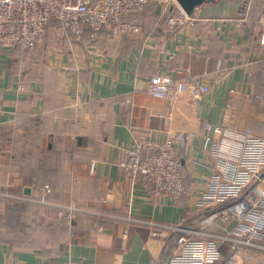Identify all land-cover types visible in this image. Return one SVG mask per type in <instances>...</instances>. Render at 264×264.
I'll return each instance as SVG.
<instances>
[{
    "label": "crops",
    "instance_id": "0c3cea01",
    "mask_svg": "<svg viewBox=\"0 0 264 264\" xmlns=\"http://www.w3.org/2000/svg\"><path fill=\"white\" fill-rule=\"evenodd\" d=\"M246 1L209 0L196 8L194 25L159 37L143 29L142 36L105 43L66 40L69 47L56 37L43 55L46 65L30 80L11 69L10 55L0 58V187L17 184L13 172L19 166L10 172L6 160L13 148L27 144V152L39 153L54 144L70 153L63 166L64 200L80 204L85 215L102 212L100 204L122 214H111L104 234L88 231L83 237L88 243L74 241V223L66 225L69 234L60 241L0 243V264H203L185 253L173 257L175 235L160 225L222 230L219 219L205 224L207 213L195 207L212 174L211 145L203 149L204 121L260 132L255 75L264 66V26L252 39L239 24ZM154 74L183 79L187 88L170 99L153 98L147 84ZM176 132L189 138L184 169L190 192L173 202L124 177L117 163L137 136L162 142ZM217 139L214 135L212 145ZM31 193L24 187L23 195ZM79 223L88 227L84 218ZM226 255L215 264H226ZM236 259L264 264V253L243 249Z\"/></svg>",
    "mask_w": 264,
    "mask_h": 264
},
{
    "label": "built area",
    "instance_id": "2783aa9c",
    "mask_svg": "<svg viewBox=\"0 0 264 264\" xmlns=\"http://www.w3.org/2000/svg\"><path fill=\"white\" fill-rule=\"evenodd\" d=\"M148 2H152L159 15L166 18L169 30L176 32L198 20L196 8L187 15L176 0H0V58L8 56L15 47L32 50L43 46L47 38L46 27L51 20L62 24L55 32L59 39L70 31L78 40L84 22H88L94 31L109 29L115 38L142 36L138 19L125 17L140 15ZM258 4L260 1L256 3V0H247L243 4L238 20L240 25L250 28L253 23H258L263 28L264 13L253 14ZM186 88L187 81L164 74L150 76L147 84L148 94L162 100L181 94ZM202 129L207 132L203 137V149L207 151L211 145L213 164L207 187L195 207L207 213L203 219L205 224L219 219L222 230L160 226L175 235L173 257L185 253L189 259L215 264L221 259V245H227L232 255L226 264H241L236 256L243 249L264 253V244L258 239L264 232V132L258 136L251 129L240 131L207 121L202 123ZM214 135L218 139L212 145ZM188 140V135L183 132L169 133L162 142L139 135L117 165L124 177L139 182L152 196H165L175 202L189 194L190 184L184 180V163L173 149H185ZM94 169L95 162H92L90 171ZM12 186L7 183L2 187ZM4 197L32 200L26 195L18 196L0 189V213ZM127 203L129 205L130 200ZM53 205L58 209V220L67 225L72 224L77 213L87 212L75 202ZM92 214L107 215L103 212ZM230 221L235 222L233 227H224ZM96 231L103 232V227L98 226Z\"/></svg>",
    "mask_w": 264,
    "mask_h": 264
},
{
    "label": "trees",
    "instance_id": "16d2710c",
    "mask_svg": "<svg viewBox=\"0 0 264 264\" xmlns=\"http://www.w3.org/2000/svg\"><path fill=\"white\" fill-rule=\"evenodd\" d=\"M264 0H260V4L254 10V15H261V10L264 9ZM157 7L152 3L148 2L144 8V11L138 16L125 17L136 18L138 23L142 26V29H149L148 33L153 36L159 37L160 35L165 34H174L175 31L169 30L166 25V18L161 17L157 12ZM148 21V28H146L145 23ZM150 22L154 25L151 26ZM61 22L58 20H51L46 27L47 36L52 35L53 39L55 38V32L61 27ZM250 30V36L252 39H258L261 34L262 27L258 23H253ZM144 33V31L142 30ZM147 33V31H145ZM121 37H129V35H123ZM120 37V38H121ZM59 39V38H58ZM77 40L76 35L72 32H68L66 37H61L57 42H62L61 45L69 47L66 40ZM79 39L82 41V44L86 45L89 43H98L106 41L116 40L109 31V29H101L99 31H94L88 22H84L81 26V32L79 34ZM17 51L18 54H17ZM31 50L21 49L19 47L13 48L10 53L9 66L12 60H20L22 62H27L29 53ZM27 57V58H26ZM15 60V61H16ZM17 62V61H16ZM12 64V63H11ZM16 68V67H15ZM12 68L11 69H15ZM259 70L255 77L256 88L255 92L258 97L254 102L256 107V115L260 118V132L255 135H262L264 132V99H260L264 91V66L260 64L258 66ZM17 72V69L14 70ZM28 141V140H27ZM27 144L20 145L19 147L13 148L6 155L7 168L8 171H11L15 165L19 166L17 171L13 173L16 176V182L10 188L5 189L0 187L4 191H7L11 194L21 196L23 195L24 187H30L32 193L30 199L32 200H21L4 197L2 198L3 204V213H0V243H7L9 245L15 244L19 245L21 243L36 244L46 242L47 237L58 239L59 241L63 236L68 235V227L62 221L58 220L57 217V207L53 204L66 203L67 200L63 198V189L65 185L63 183L67 174L63 171V166L67 163L70 153L66 150L58 149L56 145H50L43 147L42 151L37 153L36 151L27 152ZM184 151L183 148H174L173 152L178 155L184 163ZM186 173L184 169V180L187 182ZM15 180V181H16ZM188 195H182L180 199L186 198ZM102 202V201H101ZM103 203V202H102ZM104 204H100V209L103 213H109L108 215L95 216V215H85L83 212L76 214L73 219V231L71 235L77 243H88L86 239H83L86 236L88 231L95 230L98 226L103 227V232H97L98 234H104V231L109 226V222L113 221L110 218V215H119L121 212L116 210L106 209ZM41 210L46 212V216L49 217L47 220L42 214ZM81 218L87 220V226L82 225V229L79 228V222ZM71 224V225H72ZM220 253L227 254L224 262H227L229 257L232 255L227 245H221ZM47 251L43 250V253Z\"/></svg>",
    "mask_w": 264,
    "mask_h": 264
},
{
    "label": "rangeland",
    "instance_id": "374dc122",
    "mask_svg": "<svg viewBox=\"0 0 264 264\" xmlns=\"http://www.w3.org/2000/svg\"><path fill=\"white\" fill-rule=\"evenodd\" d=\"M247 2V1H246ZM244 4V3H243ZM242 4V6H243ZM241 6V7H242ZM254 12V10H253ZM264 13V9L261 10V14ZM55 36V35H54ZM56 38V36H55ZM55 38L53 39V36L52 35H48L47 38H46V43L43 45V46H39L35 49H32L29 53V57L27 58V62H22L20 60H16V58L14 60L11 61L10 63V67L12 68H15L17 69V72H21L24 73V76L26 75L27 79H31L33 75H35V72H37L39 70V67L43 66V65H46V61H45V58L43 57L44 53L47 52V50L49 49V47L53 48L52 46V42L53 40H55ZM19 51H17V54H18ZM12 54V53H10ZM9 54V55H10ZM19 55V54H18ZM13 56V54L11 55V57ZM17 62H16V61ZM14 69V70H15ZM13 70V69H12ZM13 70V71H14ZM264 108V107H263ZM254 160H253V163H252V169H254V161H255V157L256 155L253 156ZM27 196V195H26ZM29 196V195H28ZM27 196V197H28ZM29 198V197H28ZM68 202H75V201H68ZM68 202L66 203H59V204H67ZM78 206L82 207L80 204H78L77 202H75ZM3 211V210H2ZM3 213V212H2ZM1 213V214H2ZM45 214V217H46V212L44 213ZM47 218V217H46ZM261 238V239H264V232L262 233L261 236H258V239ZM264 242V241H263ZM264 244V243H263ZM222 255V253H221ZM202 263H206V261H201Z\"/></svg>",
    "mask_w": 264,
    "mask_h": 264
},
{
    "label": "water",
    "instance_id": "95a60500",
    "mask_svg": "<svg viewBox=\"0 0 264 264\" xmlns=\"http://www.w3.org/2000/svg\"><path fill=\"white\" fill-rule=\"evenodd\" d=\"M180 8L187 14L191 15L192 12L197 8L198 6L202 5L203 3L209 1V0H176ZM25 193H29V189L25 190Z\"/></svg>",
    "mask_w": 264,
    "mask_h": 264
}]
</instances>
